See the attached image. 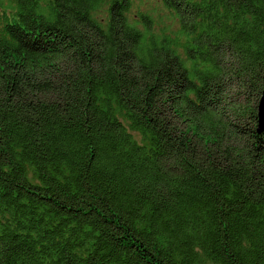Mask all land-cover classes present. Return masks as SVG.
Wrapping results in <instances>:
<instances>
[{
    "label": "trees",
    "instance_id": "1",
    "mask_svg": "<svg viewBox=\"0 0 264 264\" xmlns=\"http://www.w3.org/2000/svg\"><path fill=\"white\" fill-rule=\"evenodd\" d=\"M264 0H0V264H264Z\"/></svg>",
    "mask_w": 264,
    "mask_h": 264
},
{
    "label": "water",
    "instance_id": "2",
    "mask_svg": "<svg viewBox=\"0 0 264 264\" xmlns=\"http://www.w3.org/2000/svg\"><path fill=\"white\" fill-rule=\"evenodd\" d=\"M264 87V86H263ZM257 132L260 133L264 129V88L260 96V101L257 105Z\"/></svg>",
    "mask_w": 264,
    "mask_h": 264
}]
</instances>
